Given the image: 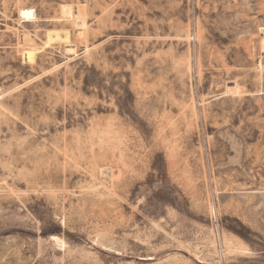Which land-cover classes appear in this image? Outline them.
Returning a JSON list of instances; mask_svg holds the SVG:
<instances>
[{"label": "rangeland", "instance_id": "374dc122", "mask_svg": "<svg viewBox=\"0 0 264 264\" xmlns=\"http://www.w3.org/2000/svg\"><path fill=\"white\" fill-rule=\"evenodd\" d=\"M0 264H264V0H0Z\"/></svg>", "mask_w": 264, "mask_h": 264}]
</instances>
